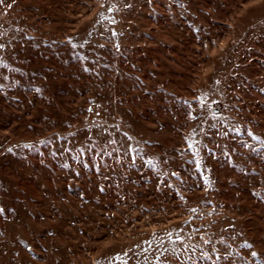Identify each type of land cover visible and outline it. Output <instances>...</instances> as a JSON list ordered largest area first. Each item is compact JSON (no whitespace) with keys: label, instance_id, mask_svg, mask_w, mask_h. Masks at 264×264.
Masks as SVG:
<instances>
[{"label":"rangeland","instance_id":"1","mask_svg":"<svg viewBox=\"0 0 264 264\" xmlns=\"http://www.w3.org/2000/svg\"><path fill=\"white\" fill-rule=\"evenodd\" d=\"M102 2L0 5V264H264V0Z\"/></svg>","mask_w":264,"mask_h":264},{"label":"snow or ice","instance_id":"2","mask_svg":"<svg viewBox=\"0 0 264 264\" xmlns=\"http://www.w3.org/2000/svg\"><path fill=\"white\" fill-rule=\"evenodd\" d=\"M16 0H11V3H8L6 5V8H5V12H7L8 9L12 8L13 5L15 4ZM5 4V0H0V5H4ZM125 8H131L132 5L130 3H127L126 0L124 2V5H123ZM100 8L102 9V11H100L97 15L103 19H108L110 20L112 23H115V19L114 17H111V16H106L105 13H112L114 11L117 10V5L116 3L114 2V0H103V2L100 4ZM113 31V34H115L114 30ZM196 32L199 33L200 32V29L197 28L196 29ZM88 37H91L92 33L89 32L88 34ZM68 42L70 44L73 45V47H78V43H77V39L74 38V37H68L67 38ZM88 41L85 40L84 43L86 44ZM5 45L4 44H0V49L4 48ZM101 47H103V45H101ZM117 51L119 50L120 48V44H119V41L116 42V45H115ZM249 53L251 52V49H248L247 50ZM236 67H239V65H237ZM214 85L216 86H219L220 85V80L217 79L214 81ZM37 91H40L39 88L36 89ZM211 91V90H210ZM262 92H264V89H261ZM222 95V93H221ZM182 103L186 106H188V115L191 119L193 120H196V119H200L204 116H211L212 120L215 121V123H210L207 119H204L203 121V124H201L199 127V132H197L196 130H193V133L192 135L193 136H197V135H200V134H203V135H208V136H211V133L213 131L216 132V135H227V133L225 131H223L222 128H220L219 124H220V121L221 120H224V117L222 116V114L219 112L218 110V105L220 104V101L217 100V99H212L211 98V95L209 92H205L203 90L200 91L199 95L196 96V98L193 100V101H182ZM195 103L197 105H199V108H200V112L197 113L195 109L191 108V105ZM209 105H212V107H209ZM92 109L89 108V111H91ZM225 123H227V121H225ZM105 132L108 131V129H104ZM233 132H239L240 129L238 128H233L232 129ZM248 131V134L249 136L253 139V140H256V141H260L261 142V145L264 146V140H262L261 137L259 136H256L254 133H252L251 129H247ZM127 135V134H125ZM129 140H131L132 138L129 136L128 137ZM112 143L114 144L115 141L113 140ZM187 143H188V148L193 152L195 153L196 155V158L192 161L195 166H196V169L199 171V174L202 176L203 178V183L206 187L210 186L211 185V180L209 179V177L204 174L205 170L203 168V164H202V160L200 158V152H199V144L202 143V140L200 141H197V140H194V139H191V138H187ZM243 147H248V148H251V150L253 152L256 151V149L249 143L247 142H244ZM26 147H30V145H26ZM84 149H81V151H83ZM9 151H11V149H9ZM133 151H135L133 149ZM209 152L211 153L212 150L209 149ZM107 155H111V153H107ZM133 159H135V156H133ZM149 163H152V158L150 157L149 158ZM210 171V169L208 170ZM165 175L167 176V173H165ZM171 176L172 177H175L176 179H179L182 181V184L186 187H194V186H189L187 185V182L186 181H183V178L180 176L179 172H172L171 173ZM170 187H172L173 191L180 196L181 199H185V197H183L182 195H180V192H179V189L175 187V185H171L169 184ZM204 201H202L203 203ZM11 211H14V210H11ZM191 211L193 213H199V208H192ZM6 214V209L5 207L0 204V215H4ZM190 221H186L185 223H189ZM183 231V229H178L175 236H174V239L175 240H179V241H184L185 237L182 236V235H179V232ZM193 231H196V228L194 227L193 228ZM166 235L168 236H173V233L169 232V233H166ZM208 241L205 240L204 243H207ZM146 244H150L151 242L149 241H146L145 242ZM245 243V246L248 247V248H251L252 245L249 244L247 241L244 242ZM28 250L29 252H31V244L28 245ZM124 256H127V253H124L123 254ZM205 255H207L205 253ZM218 255V254H217ZM258 253L255 252V251H252L251 252V256L254 257V258H258ZM115 261H118L119 264H128V261L126 259H121V254L120 253H117L116 256H115ZM190 259V258H189ZM99 264V262H98ZM163 264H167V262H163Z\"/></svg>","mask_w":264,"mask_h":264}]
</instances>
